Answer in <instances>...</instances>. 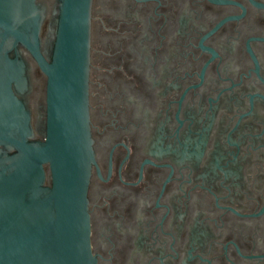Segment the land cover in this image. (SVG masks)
<instances>
[{"label": "flooded vegetation", "instance_id": "af4514ba", "mask_svg": "<svg viewBox=\"0 0 264 264\" xmlns=\"http://www.w3.org/2000/svg\"><path fill=\"white\" fill-rule=\"evenodd\" d=\"M37 2L50 52L60 1ZM89 124L97 264H264V0H92Z\"/></svg>", "mask_w": 264, "mask_h": 264}, {"label": "water", "instance_id": "95a60500", "mask_svg": "<svg viewBox=\"0 0 264 264\" xmlns=\"http://www.w3.org/2000/svg\"><path fill=\"white\" fill-rule=\"evenodd\" d=\"M51 51L37 0H0V264H97L87 190L92 0H59ZM29 53L46 75L45 121L18 93Z\"/></svg>", "mask_w": 264, "mask_h": 264}]
</instances>
